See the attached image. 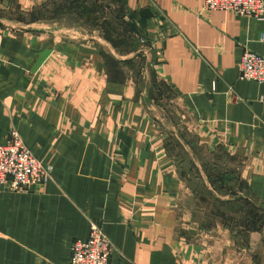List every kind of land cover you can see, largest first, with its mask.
<instances>
[{"label": "crops", "instance_id": "crops-1", "mask_svg": "<svg viewBox=\"0 0 264 264\" xmlns=\"http://www.w3.org/2000/svg\"><path fill=\"white\" fill-rule=\"evenodd\" d=\"M48 1L0 0V144L15 128L49 169L38 190L0 189V264H66L91 221L112 244L108 264H264V228L241 242L230 226L196 227L171 143L184 113L264 205V82L239 77L244 52L264 58V18L204 0H93L127 35L98 44L14 27Z\"/></svg>", "mask_w": 264, "mask_h": 264}, {"label": "rangeland", "instance_id": "rangeland-1", "mask_svg": "<svg viewBox=\"0 0 264 264\" xmlns=\"http://www.w3.org/2000/svg\"><path fill=\"white\" fill-rule=\"evenodd\" d=\"M99 2L50 0L44 8L22 14L19 19L28 24L14 27L29 33L56 35L60 39L76 37L98 44L102 36L116 39V33L127 35L118 11L108 9L105 4L102 7ZM127 42L125 49H132L131 39L128 38ZM154 84L157 88L149 95H156V90L164 95L162 84ZM172 119L175 126L171 136L173 160L183 181V193L189 194L187 202L196 227L202 230V225L230 226L239 232L237 241H249L248 235L242 231L252 228L253 232H260L264 228V205L249 195L240 162L222 147L214 149L198 144L194 131L186 125L184 113L174 114ZM252 239L256 240L257 236L253 234Z\"/></svg>", "mask_w": 264, "mask_h": 264}, {"label": "built area", "instance_id": "built-area-1", "mask_svg": "<svg viewBox=\"0 0 264 264\" xmlns=\"http://www.w3.org/2000/svg\"><path fill=\"white\" fill-rule=\"evenodd\" d=\"M204 4L212 10H232L242 16L264 18L263 0H204ZM239 77L264 82V58L250 51L244 52L239 62ZM48 177V167L24 144L19 132L10 129L5 142L0 144V189L38 190ZM111 253L112 244L102 226L91 221L87 239H76L71 243L66 264H108Z\"/></svg>", "mask_w": 264, "mask_h": 264}, {"label": "bare ground", "instance_id": "bare-ground-1", "mask_svg": "<svg viewBox=\"0 0 264 264\" xmlns=\"http://www.w3.org/2000/svg\"><path fill=\"white\" fill-rule=\"evenodd\" d=\"M240 62V61H239Z\"/></svg>", "mask_w": 264, "mask_h": 264}]
</instances>
